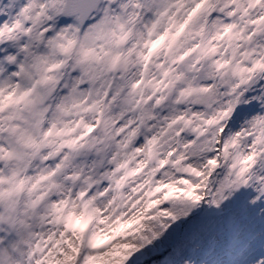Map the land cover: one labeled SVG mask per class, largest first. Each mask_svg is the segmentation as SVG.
<instances>
[{
  "label": "snow or ice",
  "instance_id": "1",
  "mask_svg": "<svg viewBox=\"0 0 264 264\" xmlns=\"http://www.w3.org/2000/svg\"><path fill=\"white\" fill-rule=\"evenodd\" d=\"M0 264H264V0H0Z\"/></svg>",
  "mask_w": 264,
  "mask_h": 264
}]
</instances>
